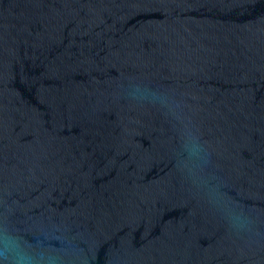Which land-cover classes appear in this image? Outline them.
Masks as SVG:
<instances>
[{"label":"water","instance_id":"1","mask_svg":"<svg viewBox=\"0 0 264 264\" xmlns=\"http://www.w3.org/2000/svg\"><path fill=\"white\" fill-rule=\"evenodd\" d=\"M0 226L62 264H264V0H0Z\"/></svg>","mask_w":264,"mask_h":264},{"label":"clouds","instance_id":"2","mask_svg":"<svg viewBox=\"0 0 264 264\" xmlns=\"http://www.w3.org/2000/svg\"><path fill=\"white\" fill-rule=\"evenodd\" d=\"M185 148L195 168L203 159L202 145L194 137H189ZM231 220L238 231L247 230L248 222L240 216L233 214ZM0 264H62V261L42 241L30 242L16 231L0 226Z\"/></svg>","mask_w":264,"mask_h":264}]
</instances>
